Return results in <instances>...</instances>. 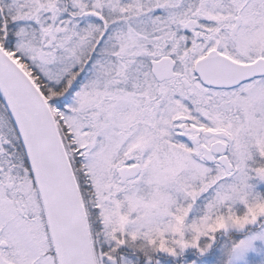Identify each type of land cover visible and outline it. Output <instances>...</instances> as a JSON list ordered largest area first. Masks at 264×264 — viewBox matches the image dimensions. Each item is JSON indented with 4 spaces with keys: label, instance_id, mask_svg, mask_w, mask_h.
<instances>
[{
    "label": "snow or ice",
    "instance_id": "6c2138e0",
    "mask_svg": "<svg viewBox=\"0 0 264 264\" xmlns=\"http://www.w3.org/2000/svg\"><path fill=\"white\" fill-rule=\"evenodd\" d=\"M260 183L264 0H0V264H232Z\"/></svg>",
    "mask_w": 264,
    "mask_h": 264
},
{
    "label": "rangeland",
    "instance_id": "374dc122",
    "mask_svg": "<svg viewBox=\"0 0 264 264\" xmlns=\"http://www.w3.org/2000/svg\"><path fill=\"white\" fill-rule=\"evenodd\" d=\"M259 190L264 192V183L258 185ZM220 239V254L223 256L224 260H227L225 255V246L230 244V241L226 236L219 237ZM255 258V259H253ZM241 264H264V242H258L256 246V251H253L248 254L245 261Z\"/></svg>",
    "mask_w": 264,
    "mask_h": 264
},
{
    "label": "clouds",
    "instance_id": "9594fccd",
    "mask_svg": "<svg viewBox=\"0 0 264 264\" xmlns=\"http://www.w3.org/2000/svg\"><path fill=\"white\" fill-rule=\"evenodd\" d=\"M258 242H264V240L250 238L247 246L238 250L234 255L232 264H241V262L245 261L249 253L256 251Z\"/></svg>",
    "mask_w": 264,
    "mask_h": 264
}]
</instances>
